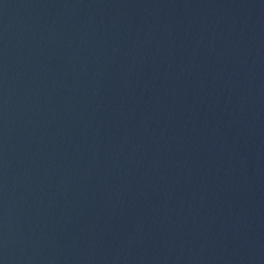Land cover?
Wrapping results in <instances>:
<instances>
[{"label":"water","instance_id":"95a60500","mask_svg":"<svg viewBox=\"0 0 264 264\" xmlns=\"http://www.w3.org/2000/svg\"><path fill=\"white\" fill-rule=\"evenodd\" d=\"M0 264H264V0H0Z\"/></svg>","mask_w":264,"mask_h":264}]
</instances>
